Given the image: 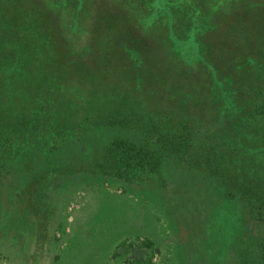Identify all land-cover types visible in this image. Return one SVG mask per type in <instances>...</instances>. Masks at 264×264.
<instances>
[{
	"label": "rangeland",
	"instance_id": "1",
	"mask_svg": "<svg viewBox=\"0 0 264 264\" xmlns=\"http://www.w3.org/2000/svg\"><path fill=\"white\" fill-rule=\"evenodd\" d=\"M19 1L0 0V128L14 123L31 136L26 130L34 120L29 126L23 121L45 95L65 108L73 92L85 93L81 105H70H78L75 112L96 108L89 116L115 110L116 103L128 106L124 101L130 98L138 103L128 106L127 120L95 117L79 129L59 127L54 143L34 138L38 144L21 150L26 151L16 164L4 167L0 159V264H259L264 223L214 175L200 147L211 150L223 142L226 158L232 155L262 172L264 140L254 136L250 147L244 137L246 130L264 132V42L170 43L178 56L171 63L163 59V49L151 59L131 57L130 47L136 48L131 42L99 40L100 32H112L104 29V22L112 21L100 23L108 11L96 8V2L110 0H79L76 9L69 0H23L31 8L17 7ZM153 1L164 14L167 8ZM175 1L170 14L185 24L193 22L196 30L211 24V19L187 17L199 9L189 0ZM143 2L133 5L146 19ZM45 30L50 41L43 38ZM89 37L102 50L95 61L83 53L90 51ZM156 45L143 42L140 48ZM66 66L76 68L71 77L86 92L64 88L59 76L67 77ZM130 74L140 81L154 77L153 95L161 98L132 97L126 84ZM254 82L259 87L250 89ZM249 101L254 110L246 113ZM45 112L52 116L49 108ZM177 132H185L188 147L167 139ZM115 139L161 149L160 166L145 174L134 169L133 176L116 171V162L100 166Z\"/></svg>",
	"mask_w": 264,
	"mask_h": 264
},
{
	"label": "trees",
	"instance_id": "2",
	"mask_svg": "<svg viewBox=\"0 0 264 264\" xmlns=\"http://www.w3.org/2000/svg\"><path fill=\"white\" fill-rule=\"evenodd\" d=\"M62 1L63 0H60V4ZM69 1L71 5L72 3L74 4L73 7L75 9L77 7V3L80 5L79 0ZM142 1H144L143 5L146 6V11H149V15H145L147 17L146 19L142 18V15L136 11V6L133 5L134 2L139 4V0H110V3L103 4L96 2V8L103 5L107 8L102 10L108 11V13L105 14V18L99 16L100 23L109 19L112 21L111 23H108L109 21L104 22V29H111L112 32H100V42H131V46L136 47H130L131 57H154L156 53L161 55L159 52L163 49L162 57L163 59H168L170 63L171 61L173 62V59H176L175 57H178L176 52L171 51L170 43L177 46L178 42H257L258 39H260L259 42H264V0H189L190 5L199 8L198 11L195 10L196 14H192L193 16H190V14L187 15V17L191 18V21H197L199 18L202 20L211 19V24H208V27H204L200 30H196L192 26L194 24L193 22L185 24V20L182 19L181 16L170 14L172 7L176 6L175 0H167L165 4L164 0H155V3L160 5L159 8L162 6L167 8L166 11H163L164 14H159L161 12H158V8H154L153 0ZM19 3L20 5L17 6L19 8L20 6L21 8L32 7L31 4L28 5L26 1L23 0L19 1ZM220 5L222 7H220ZM88 6H90V4ZM88 6L86 7L85 4L81 5V7L84 8H88ZM42 8L47 10L44 7ZM24 16H26V14ZM86 17L87 16H85V18ZM77 20L78 19L76 17L74 22L77 23ZM225 23L227 27L225 26ZM45 29H49V27ZM92 30L93 29L91 28V32H93ZM81 33L83 32L79 33L78 38L81 36ZM211 35L212 41L209 39ZM43 38L45 40L47 38V41H50L47 30H45ZM96 41L97 40H93L92 37H89V42L91 43L88 44V47L90 51L84 49L85 51L83 52L86 55L88 54L89 56H92L91 58L94 61L97 58V54H101L102 52L100 48L98 49V44L95 45ZM134 42H157L158 46L156 45L155 48L150 50L147 48L148 51H145L141 49L142 47L140 48L142 43L134 44ZM65 47L70 56L75 54V52L71 51V48L68 46ZM144 52L146 54H142ZM128 58L133 61L129 56ZM64 67L65 66L60 69H64ZM66 67L69 71L67 77L64 79V74L59 76L60 80H63L62 82H64V88L66 87L65 89L68 91H72L73 88H83L80 80L75 81V79L71 77L75 74L76 68ZM130 75L131 76L127 77L126 84H128V87L132 89V97H137L139 102H142L146 96L150 97V99L156 98L157 95H153L155 94L157 87L154 84V77L147 76L144 78V81H142V79L140 81V79H138V75ZM164 83L165 82L163 81V86ZM252 84L253 85L250 89H256L259 87L258 82H254ZM75 85L77 87H75ZM70 98H73V100H68V107L64 108L61 106V108L50 102V95H45V101H43L42 104L35 109L31 118L27 121H23V124L26 123L27 125L28 123L27 126L30 125V121L32 119L35 122L32 127H28L26 130L27 133L31 135L29 137H27L28 135L26 134L24 128H16V124L14 123H10V125L5 126L3 129L0 128V159L4 161V167H10L16 164L18 160L17 157L26 151L24 150L22 153L21 150L37 145L38 141H34V138H37V140L40 139L44 142L52 139L54 143L58 138L56 129L59 127H62L63 130L69 129L70 127L79 129V126H84L82 122L85 123L95 117L98 119L107 117L111 120L113 119L119 121L127 120V118H129L128 106H135L138 103L133 102L132 98H130V101H124V103H129L128 106H122L121 104L123 103H116L113 104L114 108L118 106L115 110H105L106 113L99 111L97 116H89V113L96 111V108L88 107L75 112L74 107H78V105H70L72 102H76L81 105L82 101L86 98L85 93L75 91ZM252 104V101L247 102L245 107V109H247L246 113L254 110L251 108ZM47 108L52 111L51 117L46 114L47 111L45 112ZM60 112H62L63 115L65 114V116H60ZM258 115L259 114H257V116ZM176 122L182 124L179 121ZM184 126L186 128L188 127L185 124ZM208 131H211L212 133L214 132L210 128ZM246 132L247 136L244 138L249 137L247 141L250 147L255 143L252 139L254 136L264 140V132L259 133L258 135L253 134L254 132L250 130H246ZM184 134L185 132H177L172 136H167V139L172 141L175 146H179L180 144L183 147H188L190 144ZM215 134L218 138L222 137V134ZM218 143L219 146L216 147L215 145H212L211 150L208 149L209 145H204L203 143L201 144L200 149L201 152L204 153V159L206 160L207 165L213 167L214 171H217L214 175L219 174L230 186V193L235 196H241L243 200L247 201V208L249 212L253 215L255 214L258 219L264 223V164L260 163V167L263 168V170L262 172H258L252 169L248 162L238 161V159L234 158L232 155H229L228 158H226V154H223L224 152L221 150L223 142ZM231 145L241 147V144L237 142H234ZM54 148L55 145L48 147V153ZM259 151L260 147L256 146L255 153H259L258 156H260ZM249 153L250 155L254 154L252 150ZM107 156H110V160ZM161 156V149L158 152V150L155 149V146L149 147L130 140L115 139L107 146L105 156L100 161V166H104L106 163L113 165L112 162H116L117 166L113 165L116 171L121 172L123 175V170H125L128 174L133 176L134 169L142 171L143 174L156 170L160 166ZM259 245L261 246V251L259 252L261 262L259 264H264V238L260 239Z\"/></svg>",
	"mask_w": 264,
	"mask_h": 264
}]
</instances>
